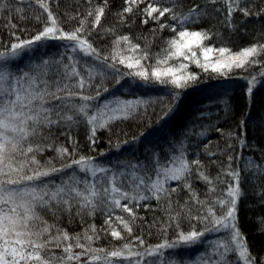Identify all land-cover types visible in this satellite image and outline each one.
<instances>
[{
    "label": "snow or ice",
    "instance_id": "6c2138e0",
    "mask_svg": "<svg viewBox=\"0 0 264 264\" xmlns=\"http://www.w3.org/2000/svg\"><path fill=\"white\" fill-rule=\"evenodd\" d=\"M87 3L90 7L83 15L66 12L62 18L58 14V0H0V18L6 10L9 12L6 28L12 37L8 44L0 42V264H264V255L259 258L253 255L238 215L239 203L247 195L243 185L251 184V194L264 206V149L248 141L243 120L239 135L219 127L212 129L224 138L225 148L219 154L226 153V162L219 166L215 178L206 174L198 154L188 159L185 144L193 136L205 137L211 125L189 128L179 138L170 136L163 148L148 146L145 160L134 162L128 158L115 170L96 163L95 157L78 154V142L71 134L84 126L94 149L98 132L111 131L114 122L133 118L146 108L143 98L113 97L112 101H100L109 91L106 82L120 86L127 78L172 86L168 93L171 101L159 116L167 121L182 99L181 90L194 86L198 79L191 72L178 74L188 67L182 62L179 69L173 66L162 69L174 58H183L203 72L211 71L215 78L225 80L232 78L233 69L246 71L262 65L259 73L242 77L247 82V104L264 78V61L259 59L264 56V43L257 41L233 52L224 43L219 47L215 43L205 44L214 36L223 41L221 34L192 26L210 17L212 11L220 13L221 8L215 7L220 4L227 11L224 23L234 33L238 31L232 22L235 13H242L245 18L259 17L264 15V8L253 12L248 0H204L184 13L179 11V0H124L122 10L116 14L121 24L138 10L143 25L149 21L157 25L153 33L165 28L175 33L165 41L161 57L160 53L150 52L147 37L142 48L129 35L115 36L111 42L113 51L104 54L93 40L95 36L103 39L105 34L116 32L115 28L101 29L108 0L95 6L93 0ZM13 15L21 21L34 20L41 25L40 30L21 39L16 31L19 26L12 23ZM165 18L171 23L162 22ZM53 41L61 43L60 55L30 60L16 67L25 53H33ZM122 43L126 51L135 55L117 56ZM194 49L200 50V57ZM153 57L154 66L150 63ZM213 103L219 104L226 115L233 110L227 91L210 105ZM209 115L202 111L198 118ZM57 128L67 138V145L50 139ZM138 141L136 137L132 143ZM210 145V140L203 143L204 152L209 157L217 156ZM46 150L56 152L61 161L59 167L51 159L45 164L37 159ZM254 152L262 162H257ZM61 173L64 175L59 176ZM56 176L59 183L47 179ZM194 179L209 186L205 199L194 188ZM173 181L179 183L173 187L170 184ZM181 189L188 193L182 204L173 199ZM153 200L165 213L163 220L149 226L156 228L161 237L156 244L148 243L143 231L134 234L137 219H142L137 215L139 208L147 209ZM98 211L104 216L101 228L97 229L92 222L74 235L44 219V214L54 218L64 214L69 220L79 217L83 224L85 216L94 218ZM118 212L127 214V218ZM185 222L187 230L183 227ZM257 222V231L264 233V217H257ZM170 229L174 233L172 238L168 235ZM211 233L218 234V238L196 259L181 260L170 255L182 247L205 243L204 238ZM102 236L121 243L107 249L93 247Z\"/></svg>",
    "mask_w": 264,
    "mask_h": 264
},
{
    "label": "trees",
    "instance_id": "16d2710c",
    "mask_svg": "<svg viewBox=\"0 0 264 264\" xmlns=\"http://www.w3.org/2000/svg\"><path fill=\"white\" fill-rule=\"evenodd\" d=\"M102 2L103 0H93L92 6L99 5ZM203 2L204 0H179L181 5L179 11L187 13L193 5L202 4ZM248 3L253 12H260V10L264 8V0H248ZM58 5V14L62 18L66 12L70 14H76L79 12L83 15L90 7L87 0H58ZM123 6L124 0H108V7L106 8L105 16L101 20V29L115 28L116 32L114 34H105L103 39H101L100 36H95V39L93 40L94 45L99 47L104 54L110 55L113 51L111 42L117 35H129L132 38V42L139 43L142 48L146 43L144 37H147V43L151 44L150 52L153 54L160 53V56L163 57L164 53L161 52V49L166 47L165 41L172 38L175 33L171 32L169 28H165L162 32L157 30L153 33V29H157V25L152 21H149L148 25H143L141 23V16L138 13V10H134L132 14H129L126 18V22L121 24L116 14L122 10ZM143 7L144 5L141 4L140 8ZM215 7H220L221 12L217 13L212 11L210 17L203 18L198 21L196 25L192 26L196 29H211L212 31L221 34L223 37V41H221L217 40L214 36L213 40L206 41L205 44L215 43L216 46L219 47L222 43H224L226 46L230 47L233 52H237L241 48L249 46L257 41L264 43V15H260L259 17L253 15L245 18L242 13H235L233 15L232 22L237 26L238 31L230 33L224 23V17L227 15L226 8H223L220 4H217ZM53 8L55 9L56 5H53ZM2 17L3 18H0V42L8 44L12 41V37L9 35V29L6 28L9 12L6 10L2 14ZM11 19L12 23L19 26L16 31L21 36V39L30 38L41 28V25L36 23L34 20L29 19L21 21L18 20L15 15H13ZM162 22L171 23L170 21H167V18H165ZM88 23L90 26L91 18H89ZM75 24L76 21H73L72 25ZM67 27L68 26H66V28ZM24 28L28 31L22 32L21 29ZM179 30L180 29L178 28L177 31ZM125 49L126 46L122 43L117 51V56L135 55ZM194 50L197 51V56L200 57V50ZM53 53H56L55 50ZM259 59L264 61V56L259 57ZM181 62L187 64L188 67L187 69L180 70L178 74L186 75L188 72H191L196 74L198 79L194 86L188 87L186 90H181L183 93L182 99L176 107L179 113L175 118L169 119V121L173 124L171 133L174 136L175 132L177 133V131L183 130L182 128H185V126L195 130L201 125H211V128L205 137L189 139L185 142V144L187 143L188 159L191 160L194 158V155L198 154L199 158L204 163L206 174L215 178L219 171V166L226 162V153L224 155L219 154L225 148L224 138L219 132L212 130L215 127L222 128L224 132L232 131L239 135L240 122L243 120L245 122V131L248 141L254 144L257 148L264 149V78H261L262 82L254 88L247 104L245 96L247 82L242 78L250 77L255 73H259L262 65H254L247 68L246 71L242 69H233L231 74L232 78L227 80L223 78H215L216 74L211 73V71L205 73L194 63L185 61L183 58H180L179 60L175 58L169 60L167 65L161 67L163 69V67L166 66H173L179 69ZM150 63L153 66L155 65V57L151 59ZM120 67L123 70V66ZM149 74L151 75V67H149ZM131 81L141 84L143 83L131 78H127L123 82ZM106 83L108 84L109 90L112 86H114L110 81ZM148 85L150 86L151 92L146 94L147 96H144V99L147 102L146 108L138 111L133 118L114 122L111 125V131L98 132L99 140L94 149L88 142V130L84 126H80L73 130L71 134L78 142V154L95 157L96 160H101L104 155H107L113 150L123 148V145H131L134 138L139 137L140 139L147 135H152L157 128L163 127L165 120L159 119V116L161 110L171 101V97L168 93L172 86L160 85L158 83ZM225 91H228L230 95L233 105L232 112L226 115L220 110L219 106V113L216 116L210 118L208 121H204L203 124H200L199 122L196 124L194 112L197 106L201 104L200 101H203L204 98L210 99V97L213 98L216 96L218 98L221 96V93ZM60 132L61 129H55L54 136L50 139H56L59 143L67 145V138L65 136H61ZM141 133H143V135H141ZM209 140L211 141L210 150L217 151L218 153L215 157H209L203 150V143H206ZM124 141H128V143L125 144ZM201 141H203V143ZM117 144L120 145L119 148H117ZM159 144L161 147H164L162 142H159ZM69 150L71 151V147ZM233 155H235V153H233ZM253 155L257 159L258 163L262 162L260 161L258 153L254 152ZM37 159L41 162V164H45L51 159L53 164L57 167H59L61 163V161L57 158L56 152L52 150L44 151L37 157ZM140 159L142 161L144 160L143 157ZM210 160H215L216 163H210ZM233 166H236L235 163ZM178 183L179 182L175 181L170 182L173 187ZM193 186L200 194L201 199H205L209 186L195 179ZM243 187L247 195L246 198H243L239 203V221L245 235L247 236L253 255L259 258L261 255H264V233H259L257 231V217H264V206L258 204L257 197L251 194L250 190L253 187L251 184L243 185ZM187 198L188 193L183 189L179 190L173 196V199L179 200L181 204ZM118 214H122L127 218V214L119 212ZM137 215L142 219H137L136 224L134 225V234L143 231L144 238L148 243H158L161 237L158 234L157 229L150 228L149 226L152 225L154 221H161L165 218V213L162 207L157 206V202L153 200L147 209L141 206ZM44 219L47 220L49 224H54L56 227L66 229L69 234L74 235L82 232L83 228L92 222L96 224L97 229L101 228L104 216L98 211L94 218L85 216L83 224L80 222L79 217H74L69 220L68 216L64 214H61L58 218H54L50 214H44ZM183 227L185 230L188 229L186 222L183 224ZM197 227H199V225H197ZM149 232H151V235H149ZM168 235L169 238L173 237L174 233L171 229L169 230ZM120 243V241H113L111 237L102 236L101 239L93 245V247H104L107 249L110 245L119 246ZM56 251L59 254V250L57 249ZM75 251H79V249H76ZM182 256L183 252L182 254L180 253L179 257L182 258Z\"/></svg>",
    "mask_w": 264,
    "mask_h": 264
},
{
    "label": "rangeland",
    "instance_id": "374dc122",
    "mask_svg": "<svg viewBox=\"0 0 264 264\" xmlns=\"http://www.w3.org/2000/svg\"><path fill=\"white\" fill-rule=\"evenodd\" d=\"M54 50L56 52L55 54L53 53ZM60 53H61V43L60 42H55V41L48 42L46 47H44L42 49L38 48L33 53H25L23 55L22 59H20L18 61V63L16 64V67L20 68L21 66L26 65V63L28 61H30V60L37 61L41 57H49V56L50 57H57L58 55H60ZM72 55H78V54H72ZM213 55L215 57H218L219 53H214ZM150 90L151 89H150V86L148 84H143V83L141 84V83H137L135 81L123 82L122 85H120V86H112L107 93H104L100 97V101H104V100L112 101L113 97H119L122 99H134V98H143L144 99V96H147L146 94L151 92ZM224 93L225 92L221 93V96ZM216 99H217V96L213 97V98L210 97V99L204 98L203 101H200L201 104L199 106H197V108L195 109V112H194L195 113L194 119L196 121V124H198V122L200 124H203L204 121H208L210 118L216 116L219 113V109H218L220 106L219 104L213 103L210 105V102L215 101ZM139 111H141V109ZM202 111H206L210 115L205 117L204 119H199L198 114ZM178 113H179V111H178V109H176L175 112L173 113V115L171 116V118H175L176 115H178ZM169 119L167 121H164L165 123L163 124V127L157 128L152 133V135H147L145 137L140 138L138 143H135V144L132 143L129 146L123 145V148H119L118 150H113L112 152L108 153L107 155H104L101 160L95 159V162L98 164H103L106 167H111L113 170H115L117 168H121L122 165L124 164L125 160L128 158H131L134 162L135 161H142L140 159L142 157L145 160V158H146V152H145L146 147L156 146L157 148H163V147H161L159 142H162V144L164 146H166L170 136L175 137V138H177V137L179 138L186 130L189 129L188 127L185 126L186 130H185V128H182L183 130H181V131L179 130V131H177V133L175 132V134L173 136L171 133L173 124L169 121ZM176 134H177V136H176ZM192 138L198 139L195 136L191 137L190 139H192ZM186 141H188V140H186ZM165 151H170V149L165 148ZM142 154H143V156H142ZM138 157H139V159H138ZM142 170L143 169H141V171ZM63 175H64V173L59 174V176H63ZM78 175L83 176L84 174L78 173ZM59 176L48 177L47 179L55 180L56 183H59ZM219 235H222V234H219ZM217 238H218V234L211 233L204 238V240L206 241L205 243L198 244L194 247H182V248L176 250L175 252L170 253V255L175 256L181 260H184V259L194 260L198 257V255L202 251L207 249L209 247V245H211ZM182 252H183V256H182V258H180L179 256H180V253L182 254Z\"/></svg>",
    "mask_w": 264,
    "mask_h": 264
}]
</instances>
